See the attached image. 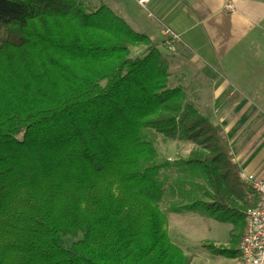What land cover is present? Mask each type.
<instances>
[{"label":"trees","instance_id":"trees-1","mask_svg":"<svg viewBox=\"0 0 264 264\" xmlns=\"http://www.w3.org/2000/svg\"><path fill=\"white\" fill-rule=\"evenodd\" d=\"M181 103L155 46L106 10L0 0V264H186L163 234L168 166L153 165L146 132L193 147L178 165L232 235L228 250L201 249L234 260L253 196L218 130Z\"/></svg>","mask_w":264,"mask_h":264},{"label":"crops","instance_id":"crops-1","mask_svg":"<svg viewBox=\"0 0 264 264\" xmlns=\"http://www.w3.org/2000/svg\"><path fill=\"white\" fill-rule=\"evenodd\" d=\"M143 13L138 36L160 51L182 106L218 130L236 174L264 183V0H151ZM172 222L162 230L178 251Z\"/></svg>","mask_w":264,"mask_h":264},{"label":"rangeland","instance_id":"rangeland-1","mask_svg":"<svg viewBox=\"0 0 264 264\" xmlns=\"http://www.w3.org/2000/svg\"><path fill=\"white\" fill-rule=\"evenodd\" d=\"M76 2L81 4L86 10L91 11L97 8L106 10L125 27L127 26L126 28L132 34L137 36L139 35L137 31L139 24L141 21H145L146 18V14L137 9L129 0H76ZM228 10V7L224 8V12H228ZM257 35V38L264 39L263 27L258 31ZM164 52L170 54L171 49L168 48ZM133 53L135 54L136 51ZM158 53L160 54V51ZM141 136L143 142L152 151L153 165L158 166L164 162L167 163L168 167L160 171L156 176V181L161 187V193L164 194L160 202H164L166 205L160 208L156 204V209L165 226L173 221L170 234L173 229V234L171 235L174 236L172 239L176 242L183 240L178 246L180 247L178 252L186 264H235L234 260L226 261L212 257L207 251L201 249V247H211L228 250L232 248L231 245H227L232 235L230 236L231 229L229 226L216 224L206 218L208 203L205 200V195L207 190L199 173L194 169H186L178 165L184 161L188 153L193 150V147L183 143L161 140L149 132L143 133ZM167 192L168 194H165ZM245 202L247 206H245L243 213L252 205L250 197H246ZM167 204L170 206H167ZM166 207L170 209L166 211ZM161 211L167 213L173 211V220H168L165 217L167 214ZM167 238L172 242L169 236Z\"/></svg>","mask_w":264,"mask_h":264},{"label":"built area","instance_id":"built-area-1","mask_svg":"<svg viewBox=\"0 0 264 264\" xmlns=\"http://www.w3.org/2000/svg\"><path fill=\"white\" fill-rule=\"evenodd\" d=\"M143 11L151 0H129ZM237 183L253 196L252 205L243 213L242 230L235 248V264H264V183L236 175Z\"/></svg>","mask_w":264,"mask_h":264}]
</instances>
